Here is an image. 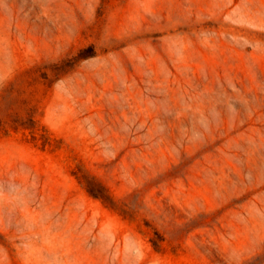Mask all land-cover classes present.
<instances>
[{"label":"rangeland","instance_id":"374dc122","mask_svg":"<svg viewBox=\"0 0 264 264\" xmlns=\"http://www.w3.org/2000/svg\"><path fill=\"white\" fill-rule=\"evenodd\" d=\"M0 264H264V0H0Z\"/></svg>","mask_w":264,"mask_h":264}]
</instances>
